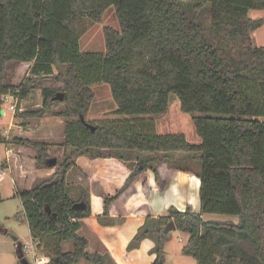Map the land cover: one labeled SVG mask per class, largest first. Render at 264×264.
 Here are the masks:
<instances>
[{
  "label": "trees",
  "instance_id": "trees-1",
  "mask_svg": "<svg viewBox=\"0 0 264 264\" xmlns=\"http://www.w3.org/2000/svg\"><path fill=\"white\" fill-rule=\"evenodd\" d=\"M109 7L119 28L103 26V52L81 51L84 20L100 21ZM192 7L194 14L209 9L208 39ZM250 9L264 10V0H0V110L4 95L17 93L22 101L33 85L31 76L18 86L7 83L9 61L33 62L34 77L66 66L60 76L63 100H52L57 89L43 88L39 108L22 113L40 117L61 104L53 114L65 119L63 162L49 178L14 194L36 253L49 259L45 264H113L106 254L87 250L88 240L78 230L90 212L88 195L75 199L66 180L74 156L97 158L103 149L163 153V158L190 153L185 159L197 164L177 169L199 178V211L170 207L164 215H148L128 246L152 238L155 256L149 264L164 261L163 230L169 221L188 234L182 253L197 264H264V45L254 46L250 37L263 20L250 18ZM99 83L109 85L115 114L135 117L89 122L93 131L86 127L79 115H86L91 87ZM171 93L181 111L192 115L199 143L180 132L155 131L154 116L168 110ZM14 142L33 148L38 165H46L45 141ZM148 168L139 162L130 179ZM166 184L156 179L160 189ZM100 195L107 212L117 193ZM81 200L86 208L73 209ZM205 213L236 216L237 222L204 220ZM67 242L72 248L64 250Z\"/></svg>",
  "mask_w": 264,
  "mask_h": 264
},
{
  "label": "rangeland",
  "instance_id": "rangeland-1",
  "mask_svg": "<svg viewBox=\"0 0 264 264\" xmlns=\"http://www.w3.org/2000/svg\"><path fill=\"white\" fill-rule=\"evenodd\" d=\"M186 4L190 5L188 3ZM204 10L205 11H197V14H194L195 10L192 7L193 14L198 17L197 20L201 23L203 34L205 38L208 39L211 35L209 29V9L206 8ZM190 12H187L188 16H192ZM83 25H85V31L81 34L79 39L80 50L83 52H103L105 49L103 26L108 25L116 29L119 28L113 7L106 9L100 21L95 22L85 19ZM32 64L33 62L16 63L13 61H9L6 64L5 80L7 83L18 86L26 76H31L33 85L27 97L22 101L18 99L17 109L14 113L11 114L8 112L6 116L1 115L0 117V131L2 134V143H0V166L6 164L5 160L1 161V159L5 157V148L9 146L7 150L10 152L11 149L17 145L14 139L20 137L26 138L24 136H28V139L31 140L45 141L48 144L46 159L56 158L57 164L53 167L38 165L35 157L37 153L35 151L27 156V158L19 159V163L13 164L12 173L9 175L14 178L15 182H11V180L5 176L0 185L3 193V198L0 202V234H4L3 236L8 238L12 243L14 242L13 237H16L24 246L23 251L25 259L29 263L34 264L32 253L34 249L31 246L32 240L25 220L24 211L18 197L13 196V194L18 189H30L35 184L42 181V179L45 180L48 176L47 173L53 172L63 162L64 148L62 147V142L64 138L65 119L53 114L55 111L61 109V104L52 106L49 112L40 117H27L22 115V113L39 108L42 99L41 90L43 88L50 87L57 89L58 92H62L61 89L64 84L60 76L66 73V66H55L51 74L34 77L30 74L29 70ZM91 89L94 95L90 107L84 116L87 122L96 124L103 119H127L135 117L134 115L114 113L116 105L111 97L110 88L107 83L93 85ZM198 114L202 115L201 113ZM168 118V121L165 123L166 127H159L157 131H160V133L185 132L189 138V142H196L192 135L194 134L196 136L195 138L199 136L194 128L192 115L181 111L179 99L174 93L169 95ZM66 150L69 152L70 148ZM100 153L101 156L97 158L91 157L89 153L80 156V158L74 156V165L68 170L66 180L70 185L68 189L69 194L75 199H77L82 192L87 193L90 212L92 210L98 223L104 226L124 222V220L128 218H131L133 222H140L142 215H145V217L148 216V209L145 206V171L140 172L139 170L134 177L135 179H130V174L135 173V168L139 162L146 161L150 169H155L159 172L161 177L167 176L173 169L181 164L191 168L197 167L196 162L191 161L188 156L185 159L186 154L189 155L190 153H177L171 155L169 158H163V153H159L158 156L154 157L151 154L125 150L110 151L103 149L100 150ZM139 169H141V166ZM103 192H107L110 196L116 195L117 193L116 199H113L111 202H115L113 203L114 205L110 207V203L107 212L104 211L103 201L100 198V194ZM90 212L86 216H88ZM110 213L122 214L123 216L111 217ZM225 217L237 220L236 216L216 213H206L204 215V220H220ZM149 228H151V226H149ZM82 233H85V230H82ZM187 236V233L178 229H170L165 234V239L162 244L164 254V261L162 264H197L192 256L182 253V247L187 241ZM91 237L92 243L95 242L96 245H99L98 248L95 246V250L102 253L106 252L105 249L100 247L99 239L96 238L93 240L92 235ZM132 239L126 247L127 250L136 248L139 245L138 244L136 247H128ZM143 239H145L144 247L146 251L140 248V253L134 261V264H149L155 256L154 253H150L147 250L151 244L154 246L155 241L149 236ZM71 248V242L63 244L64 250H69ZM13 250L15 253V246H13ZM37 255L39 256V254ZM106 256L113 264H116L113 262V259L109 257V253ZM77 264L90 263L81 260ZM106 264L109 263L107 262Z\"/></svg>",
  "mask_w": 264,
  "mask_h": 264
},
{
  "label": "crops",
  "instance_id": "crops-1",
  "mask_svg": "<svg viewBox=\"0 0 264 264\" xmlns=\"http://www.w3.org/2000/svg\"><path fill=\"white\" fill-rule=\"evenodd\" d=\"M248 15L250 18H261L263 20L262 25L250 33V37L254 46L264 45V10L250 9ZM168 119V110L163 114L154 116L155 131L157 133H160V131H157L159 127H166L165 123L166 121H168ZM180 133H183L185 135L186 140L189 142L187 134L181 131ZM24 137L28 138V136ZM192 137L194 138V140H196L195 143L200 142L199 137L195 138L196 136L194 134L192 135ZM15 146L16 147L11 149L9 157L6 156V150L9 148V146L4 150L5 157L1 159V161L5 160L6 164L0 166V169L3 170V173L0 176V185L3 182V178L5 176L8 177L11 182L14 183V178L9 175L12 173L13 164L19 163V159L27 158V156H29L31 153H34L35 151L31 147L17 145ZM78 157L80 158V156ZM51 174L52 172H48V176L45 179L49 178ZM156 179L159 181L167 180V184L164 189H160L159 187H157ZM144 183L146 187L145 206L148 209V215H151L153 217L164 215L170 207H174L182 211L187 206H190L193 211H199L200 180L192 172L175 168L167 176L161 177L159 172L155 173L153 169L148 168L145 171ZM0 194L3 198L1 188ZM14 194L13 196H15ZM113 203H111L110 207L114 205ZM205 214L202 215L203 219ZM110 216L117 217L123 215L117 213H110ZM144 217L145 215L141 216L140 222H133L131 218H128L124 220V222L104 226L98 223L94 212L91 210L88 216L81 218L80 228L78 232L80 235L84 236L88 240V251L95 252V246H97V248L99 247V245H96L95 242L92 243V235L93 240L98 238V241L100 242V247L106 250V252L100 253L106 255L109 253V257L113 259V262H115L116 264H134V261L137 259L140 250L142 249L146 251L144 247L145 239H142L136 248L127 250L126 247L129 241L134 236V234L137 232L138 228L143 224L145 219ZM228 220L232 222H237L236 219L227 217H225L224 219H220L219 221ZM82 230H85V233H82ZM3 235L0 234V264H19V259L17 258L16 252H13V246H15L16 249V241L14 240V242L12 243L8 238ZM152 247L153 245L151 244V246L147 249L150 253Z\"/></svg>",
  "mask_w": 264,
  "mask_h": 264
},
{
  "label": "water",
  "instance_id": "water-1",
  "mask_svg": "<svg viewBox=\"0 0 264 264\" xmlns=\"http://www.w3.org/2000/svg\"><path fill=\"white\" fill-rule=\"evenodd\" d=\"M64 98V93L63 92H56L54 94V96L52 97V100H63ZM3 114V110H0V115ZM79 119L85 124L86 127L90 128L92 131L94 130V125H92L91 123L87 122L84 118V115H79ZM57 164L56 158H49L46 160V165L48 167H53ZM86 203L85 201L81 200L79 202H75L72 205V208L75 210H82L84 208H86ZM47 212H49V208L46 207ZM170 229H176L173 221H169L168 224L164 227L163 232L166 234ZM17 258L19 259V264H31L29 263L25 257L23 256V251H22V244L21 242H18L16 244V249H15Z\"/></svg>",
  "mask_w": 264,
  "mask_h": 264
},
{
  "label": "built area",
  "instance_id": "built-area-1",
  "mask_svg": "<svg viewBox=\"0 0 264 264\" xmlns=\"http://www.w3.org/2000/svg\"><path fill=\"white\" fill-rule=\"evenodd\" d=\"M17 103H18V95L17 93L15 94H6L3 97V107L1 108L3 110V114L2 116H6L8 112H10L11 114L14 113L17 109ZM6 156L9 157L10 156V152L9 150L6 151ZM3 173V170L0 169V176ZM32 248L34 249V245L33 243L31 244ZM23 247L22 246V251H23ZM27 251V249H26ZM33 253V258H34V264H45L49 261V259L45 256H41V255H37L35 249L32 252ZM23 256L24 255V251H23Z\"/></svg>",
  "mask_w": 264,
  "mask_h": 264
}]
</instances>
